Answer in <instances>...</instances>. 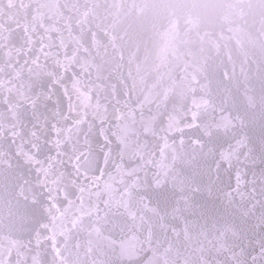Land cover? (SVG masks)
<instances>
[{"label":"snow or ice","instance_id":"snow-or-ice-1","mask_svg":"<svg viewBox=\"0 0 264 264\" xmlns=\"http://www.w3.org/2000/svg\"><path fill=\"white\" fill-rule=\"evenodd\" d=\"M95 6L68 0L53 36L0 0V264H264V0L258 54L189 12L200 54L149 82L117 27L147 5L93 27Z\"/></svg>","mask_w":264,"mask_h":264},{"label":"water","instance_id":"water-1","mask_svg":"<svg viewBox=\"0 0 264 264\" xmlns=\"http://www.w3.org/2000/svg\"><path fill=\"white\" fill-rule=\"evenodd\" d=\"M80 2L84 3V0ZM113 2L114 0H93L96 6L88 14V21L93 27L109 24L112 21L113 17L108 6ZM115 2L121 6L133 3L147 5L142 20H137L135 16H125L117 25L128 33L121 42L125 55L127 56L129 51L135 54L134 66L139 64L146 82L151 81L156 75L154 65L159 64L162 69L175 67L176 74L181 75L179 68L181 61L200 54V42L191 39L184 32L183 18L189 12L198 14L201 17V30L207 29L210 32H219L226 20L235 22L238 26L237 30L235 34H230L231 39L226 40L225 43L234 49L243 47L249 54H258L261 51L258 39L261 14L257 7L258 0H115ZM67 3L68 0H32L33 7L28 11L30 18L35 17L37 32L44 33L45 29H48L49 34L57 35L52 28H62L64 17L71 14L65 7ZM158 12L175 13L178 18L171 34L163 27L159 33L145 32L141 28V23H150ZM20 35L23 36L22 30ZM101 35L98 32L96 39L99 40ZM18 211L24 216L27 209L21 205ZM7 222L5 218V225Z\"/></svg>","mask_w":264,"mask_h":264}]
</instances>
